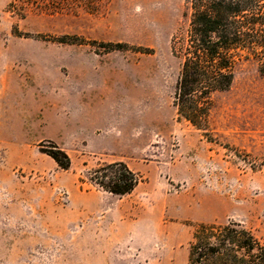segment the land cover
Wrapping results in <instances>:
<instances>
[{"label":"rangeland","instance_id":"374dc122","mask_svg":"<svg viewBox=\"0 0 264 264\" xmlns=\"http://www.w3.org/2000/svg\"><path fill=\"white\" fill-rule=\"evenodd\" d=\"M12 1L0 0V264H188L198 223L239 220L264 238L260 61L242 60L214 95L208 138L173 105L184 0L96 12L58 0L24 17ZM115 161L142 177L129 195L91 180Z\"/></svg>","mask_w":264,"mask_h":264},{"label":"trees","instance_id":"16d2710c","mask_svg":"<svg viewBox=\"0 0 264 264\" xmlns=\"http://www.w3.org/2000/svg\"><path fill=\"white\" fill-rule=\"evenodd\" d=\"M72 1L90 12L104 4ZM184 1V25L171 41L173 54L181 60L173 105L180 118L211 138L214 95L231 89L242 60L253 57L264 67V0ZM59 4L58 0H13L9 7L24 17L27 7L55 10ZM70 38L63 37L62 42ZM103 44L108 50L122 46ZM139 51L151 54L154 49L139 47ZM46 152L62 169L71 167L70 155L58 143L50 141ZM91 180L106 192L124 196L136 189L142 177L126 162L115 161L93 170ZM188 264H264V238L239 220L198 223L189 243Z\"/></svg>","mask_w":264,"mask_h":264}]
</instances>
